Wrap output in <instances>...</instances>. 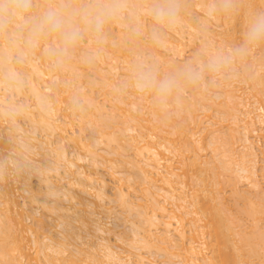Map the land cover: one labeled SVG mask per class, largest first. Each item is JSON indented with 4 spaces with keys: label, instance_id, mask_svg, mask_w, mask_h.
Returning a JSON list of instances; mask_svg holds the SVG:
<instances>
[{
    "label": "bare ground",
    "instance_id": "obj_1",
    "mask_svg": "<svg viewBox=\"0 0 264 264\" xmlns=\"http://www.w3.org/2000/svg\"><path fill=\"white\" fill-rule=\"evenodd\" d=\"M200 3L163 60H183L203 38L192 30ZM242 30V18L219 21L212 36L231 43ZM28 71L20 99L34 109L51 81L42 62ZM123 72L115 50L78 81L93 99L79 120L59 94L31 164L0 181V264H264V78L196 94L161 123L134 100L113 104L105 82ZM14 148L0 125V157Z\"/></svg>",
    "mask_w": 264,
    "mask_h": 264
},
{
    "label": "clouds",
    "instance_id": "obj_2",
    "mask_svg": "<svg viewBox=\"0 0 264 264\" xmlns=\"http://www.w3.org/2000/svg\"><path fill=\"white\" fill-rule=\"evenodd\" d=\"M192 7V0H0V125L15 145L13 156L0 157V181L31 164L36 133L55 114L59 94L74 120L91 111L93 99L78 81L115 50L123 53L124 72L105 82L113 104L134 100L161 123L179 118L196 94L218 96L213 90L223 85L264 78V5L256 0H201L203 14L192 30L203 38L183 60H163L173 34L188 26ZM239 18V39L216 43L214 23ZM37 62L51 83L34 95L33 109L20 98Z\"/></svg>",
    "mask_w": 264,
    "mask_h": 264
},
{
    "label": "rangeland",
    "instance_id": "obj_3",
    "mask_svg": "<svg viewBox=\"0 0 264 264\" xmlns=\"http://www.w3.org/2000/svg\"><path fill=\"white\" fill-rule=\"evenodd\" d=\"M187 53H189V51H188ZM187 53H186V55H187ZM256 138H257V137H256ZM256 144L259 145V146H261V145L263 144V139H262V138H261V139L257 138V139H256ZM203 152H204V153H205V152H208V149H207V151H203ZM203 152H202V153H203ZM259 161H260V157H259ZM260 163H261V161H260ZM258 173H259V172H258ZM260 179H261V180H260L261 183L264 184V179H263V178H260ZM262 181H263V182H262ZM238 186L241 187V186H243V184H240V185H238ZM226 188H227V187H226ZM226 191L228 192V193H227V192H226V193L229 194V188H228V190L226 189ZM226 193H225V195H227ZM228 196H229V195H228ZM242 217L245 218L244 216H242ZM243 220H246V221L249 222V220H247L246 218L243 219ZM246 221H245V222H246ZM248 222H246V223H248Z\"/></svg>",
    "mask_w": 264,
    "mask_h": 264
}]
</instances>
